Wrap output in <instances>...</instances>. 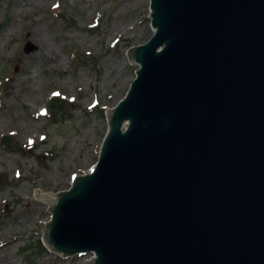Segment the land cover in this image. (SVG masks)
I'll use <instances>...</instances> for the list:
<instances>
[{
    "label": "water",
    "instance_id": "water-1",
    "mask_svg": "<svg viewBox=\"0 0 264 264\" xmlns=\"http://www.w3.org/2000/svg\"><path fill=\"white\" fill-rule=\"evenodd\" d=\"M150 9L92 172L35 192L42 242L84 264H264V0Z\"/></svg>",
    "mask_w": 264,
    "mask_h": 264
},
{
    "label": "rangeland",
    "instance_id": "rangeland-1",
    "mask_svg": "<svg viewBox=\"0 0 264 264\" xmlns=\"http://www.w3.org/2000/svg\"><path fill=\"white\" fill-rule=\"evenodd\" d=\"M150 3L0 0V264L93 259L41 248L52 213L35 192L56 195L92 172L109 128L107 107L126 96L139 69L128 52L155 33ZM27 42L34 51L25 52ZM54 96L68 102L57 123L46 109Z\"/></svg>",
    "mask_w": 264,
    "mask_h": 264
},
{
    "label": "trees",
    "instance_id": "trees-1",
    "mask_svg": "<svg viewBox=\"0 0 264 264\" xmlns=\"http://www.w3.org/2000/svg\"><path fill=\"white\" fill-rule=\"evenodd\" d=\"M68 105V102L66 100H63V98L61 97H58V96H54V98H52V100L50 101V107H51V112H50V109L47 108L48 110V114L50 113L51 117H52V120L54 123H57L58 121V117L63 113L64 114V111L66 109ZM101 113H103V111L101 110ZM5 142L11 146V144H14L15 147H17V144L16 142L13 141V138L12 137H7L5 139ZM18 148V147H17ZM40 246L43 250H46L45 249V246L42 245L40 243Z\"/></svg>",
    "mask_w": 264,
    "mask_h": 264
},
{
    "label": "bare ground",
    "instance_id": "bare-ground-1",
    "mask_svg": "<svg viewBox=\"0 0 264 264\" xmlns=\"http://www.w3.org/2000/svg\"><path fill=\"white\" fill-rule=\"evenodd\" d=\"M29 32L34 34V29H32L31 27H29ZM38 32V31H37ZM48 194H42V196H47ZM11 244V242L9 243ZM8 245L7 243L5 244V246Z\"/></svg>",
    "mask_w": 264,
    "mask_h": 264
}]
</instances>
